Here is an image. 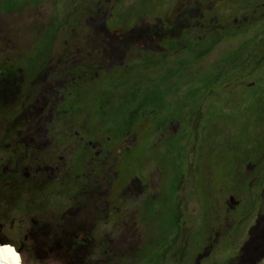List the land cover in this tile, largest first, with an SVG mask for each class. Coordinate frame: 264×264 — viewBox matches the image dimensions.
I'll list each match as a JSON object with an SVG mask.
<instances>
[{"label": "rangeland", "instance_id": "1", "mask_svg": "<svg viewBox=\"0 0 264 264\" xmlns=\"http://www.w3.org/2000/svg\"><path fill=\"white\" fill-rule=\"evenodd\" d=\"M11 65L66 70L47 77L60 99L45 148L65 157L32 199H71L90 236L70 246L0 201V244L22 264H195L202 247L200 264H248L264 214V0H0V71ZM12 74L0 137L3 118L46 105L32 98L47 83Z\"/></svg>", "mask_w": 264, "mask_h": 264}, {"label": "flooded vegetation", "instance_id": "2", "mask_svg": "<svg viewBox=\"0 0 264 264\" xmlns=\"http://www.w3.org/2000/svg\"><path fill=\"white\" fill-rule=\"evenodd\" d=\"M17 71L21 73V77L33 78L32 80L27 79L26 82H23L21 84V86L25 87V89L29 87L42 86L45 83L48 84L47 86H45L48 88L42 91V95L41 92L40 94H33L34 97L32 98L31 94H29L26 97V101H24L23 97V105L21 104V106L25 109L28 104H30V98L33 99L32 102H43L46 103V105L43 104L41 106H38V111L33 115L30 114L29 117H20L18 119H14V117L3 118V120L5 121L3 128V130H5L4 136L8 141L5 147L7 160L5 159L3 162L4 166L2 167V170L5 167V171L3 174L9 179L7 180V182H9V185L12 188H15L17 190L20 188H28V191H26V195L23 197L25 207L23 213L32 214L34 212H37L41 214L42 220L38 223L39 225L54 226V228L51 230L53 231V234H56L54 231L60 228L58 229V231H63V233H65L66 235H71V237H69L70 239L68 244L70 246L74 241L80 242V240L82 239H90V236L87 237V234L85 232L86 230H83L81 227L77 228V226L72 222V220L74 219L73 216L76 206L74 203H70L71 199L68 200V198H62L54 206H52V203L47 201L40 200L39 203H36V201L32 199L33 197L39 198L38 195H34L36 194V192H34L33 190L34 187L39 184L37 188H46L51 182L50 180L54 179L55 176H57L55 175V170L58 167L56 165V162L63 160L65 157V155L60 154L61 147L56 146L48 150H45V148L46 146H50L52 144V140L49 134L53 136L54 133L51 132L49 125L56 121L53 117L54 114L52 109L54 108V104L57 102V100L60 99L57 95L60 85L56 84L59 82V80L47 79V77H60V72L66 70L38 67L30 70L18 69ZM0 72V76L4 78L3 82H0V104L4 107L10 108L8 104V97L11 96V92L9 90L11 81L7 82L5 78H7L9 74H11V77H15L12 72L16 71L13 69H7ZM56 85L58 87H56ZM49 106L51 108L47 110V107ZM76 132L77 131H75V133ZM55 133L56 137H60V135H58V130L55 131ZM64 143L65 145L67 144V142L65 141ZM35 151H38V153H36ZM44 151L45 156H43V153V157L40 158V153ZM1 158H3L2 155L0 157V163ZM46 176L48 177L47 179L45 178ZM48 179V185L44 184ZM36 180H38L39 183L36 182ZM40 181H43V183ZM75 201L76 199L74 198L73 202ZM54 208L58 211H54ZM48 211L51 212L48 213ZM33 221L37 222V220ZM252 229L253 233L251 232L252 238H250L249 245L246 249H243L247 254L241 255V260H247L248 264H250L249 261L254 260L255 256H257V258L259 256L260 258L261 246H264V214L263 216H260V214L258 215V218L255 219V225L252 226ZM66 231H70L71 233H68ZM74 235L76 238L73 237ZM104 236L107 237V234L105 233ZM261 238H263V241L261 240ZM104 243L105 241H102V246L104 245ZM203 248L205 247H202V249ZM202 249L194 251L195 264H200L202 261H205L211 253L207 248H205L204 250ZM230 263L231 262H229V264Z\"/></svg>", "mask_w": 264, "mask_h": 264}, {"label": "trees", "instance_id": "3", "mask_svg": "<svg viewBox=\"0 0 264 264\" xmlns=\"http://www.w3.org/2000/svg\"><path fill=\"white\" fill-rule=\"evenodd\" d=\"M12 67L13 66L11 65V69H13ZM22 69H24V68H22ZM17 70L18 69H16L15 71H17ZM2 132L4 135L5 130H3ZM6 143H8V141L5 139V136L0 137V145H1L0 150L5 151V153H6V150H5ZM2 161L4 162V159ZM2 167H3V165H2ZM4 171H5V167L3 168L2 171L0 170V172H1V175H0V201L2 202V204L8 203L9 206H11V205H22V207H23L22 210L24 211L25 207H24V201H23L22 197H20V198L17 197L13 201H11V199H9L7 197V194H9V193L11 196H19L20 192H19V189L17 190L15 188H12L9 185V182H7V180H9V179L3 174ZM0 241H2V240H0Z\"/></svg>", "mask_w": 264, "mask_h": 264}, {"label": "clouds", "instance_id": "4", "mask_svg": "<svg viewBox=\"0 0 264 264\" xmlns=\"http://www.w3.org/2000/svg\"><path fill=\"white\" fill-rule=\"evenodd\" d=\"M0 250H6L8 253H11V260H9L8 256L0 252V262H3V264H22L21 254L12 245H2L0 246Z\"/></svg>", "mask_w": 264, "mask_h": 264}, {"label": "bare ground", "instance_id": "5", "mask_svg": "<svg viewBox=\"0 0 264 264\" xmlns=\"http://www.w3.org/2000/svg\"><path fill=\"white\" fill-rule=\"evenodd\" d=\"M3 244H0V246H2ZM0 252H2V254L6 255L9 257V260H11V253H8L6 250H0Z\"/></svg>", "mask_w": 264, "mask_h": 264}, {"label": "water", "instance_id": "6", "mask_svg": "<svg viewBox=\"0 0 264 264\" xmlns=\"http://www.w3.org/2000/svg\"><path fill=\"white\" fill-rule=\"evenodd\" d=\"M0 264H3V262H0Z\"/></svg>", "mask_w": 264, "mask_h": 264}]
</instances>
